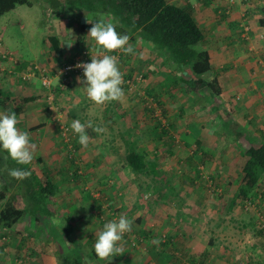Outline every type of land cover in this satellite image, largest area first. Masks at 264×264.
Instances as JSON below:
<instances>
[{
  "label": "rangeland",
  "instance_id": "1",
  "mask_svg": "<svg viewBox=\"0 0 264 264\" xmlns=\"http://www.w3.org/2000/svg\"><path fill=\"white\" fill-rule=\"evenodd\" d=\"M28 2L30 5L16 6L0 16V66L5 67V74L8 70L18 74L16 78L21 82L31 81L30 75L26 78L29 63H35L40 70L45 69V65L39 62L42 54L50 52V36L60 41L68 56L73 53L69 45L75 46L74 33H71L73 28L68 29L69 19L65 14L56 18L43 0ZM89 17L90 21L92 17ZM245 34L253 35L247 31ZM90 42L84 38V47L91 49L93 44ZM138 43L130 44L133 54L115 52L127 56L120 61L119 67L122 65V73H130L129 79L133 78V82H125L128 87L122 86L126 102L131 103L127 110H117L109 102V111L104 115L100 106L93 110L90 117L89 107L85 109L79 105L74 112L75 118H69L59 106L62 102L56 94L54 101L59 103V108L53 104L56 107L53 108L56 110V113L52 112L53 117L50 113L52 103L46 102L50 113L51 149L45 146L48 136L42 131L31 134L30 127L35 126L36 120L41 122L42 118H33L36 112L31 115L29 110L27 116L23 115L25 124L22 126L19 123L17 127L26 129L31 143L36 145L33 162L25 166L41 180L49 176L57 183L58 191L53 202L47 201V210L50 207L51 212H48L56 214L59 206L65 205L69 210L73 206L79 213L71 212L72 223L74 226L78 224V227L67 238L61 232L59 238L55 228L63 227L64 222L40 214L39 221L25 215L12 229L28 234L38 245L42 240L47 245V241L54 238L56 241L57 237L62 254L75 256L74 249L76 255L86 246L94 249L97 234L103 230V225L118 220L123 214L133 221V227L119 242L123 254L118 256L126 258L127 255L131 264L144 258L148 264H190L191 259L194 260L192 264H264V175L258 193L250 203L238 202L231 211L228 210L229 199L241 175L245 159L243 150L249 146L264 145V110L258 103L245 107L248 96L262 92L261 89L255 90L256 86L259 87V79L239 76L242 75L240 68H233V61L225 63L223 58L218 57V63L222 62V67L226 68L225 73L231 74L230 77H217L218 84L233 91L223 106L226 107L221 109L216 98H211L204 87L193 90H186L182 85L174 87V80L178 77L165 71L156 51L143 43L138 46ZM245 43L236 37L230 47L246 48V52L250 53ZM18 61L22 62L19 66ZM260 64L264 67V61ZM211 65L210 79L223 73L214 67L213 60ZM40 80L41 83L48 80L51 86L56 81L51 77ZM160 82L165 84L161 88L158 86ZM6 85V80L0 81L2 90ZM150 90L154 91L155 99L149 96ZM79 92L71 94V97L78 95L80 101L87 103L86 96ZM47 97L50 98V93ZM33 106L27 104L26 107L31 109ZM8 108L12 112V106ZM43 112L47 113V109ZM207 115L209 117L205 118ZM69 120H79L84 124L90 121L93 128L100 127L104 131L97 133L93 128H87L90 142L87 148H83ZM68 121L70 124L65 126L64 122ZM108 135L112 138L109 143L106 139ZM65 141L71 146L68 147ZM132 141L148 162L156 164L147 168L150 174L133 175L124 166L126 145L130 146ZM37 157L41 162L36 161ZM9 161L7 152L0 148V186L5 179L3 176L9 177L5 170L12 168ZM19 189L20 184L16 186V192ZM10 190L8 195L15 192L13 188ZM20 199L17 193L14 204L19 208L22 207ZM146 231L153 232V238L171 237L172 244L163 249L165 254L162 257H157L151 247L153 238L141 236ZM131 256H134L133 260ZM53 257L58 263L57 255ZM104 262L109 264L98 257L92 260V264ZM65 264L75 262L66 260Z\"/></svg>",
  "mask_w": 264,
  "mask_h": 264
},
{
  "label": "trees",
  "instance_id": "2",
  "mask_svg": "<svg viewBox=\"0 0 264 264\" xmlns=\"http://www.w3.org/2000/svg\"><path fill=\"white\" fill-rule=\"evenodd\" d=\"M50 9V13L56 18L65 14L69 19L68 29L73 28V42L75 49L84 50V32L86 22L91 17H102L104 20L111 21L116 24V30L121 34L130 36V44H136L139 40L141 43L149 46L161 58L163 66L168 69L167 73L177 74L178 79L173 83L174 87L182 85L184 88H206L210 92L211 98L216 97L219 87L216 78L210 79V70L212 69L210 56L208 52L201 46L204 41V33L196 23L193 17L192 6L188 3L177 5L168 0H43ZM19 5H30L28 0H0V16L13 10ZM85 14V15H84ZM258 22L264 27V6L258 9ZM101 20V19H100ZM48 50L63 60L62 65L70 64L71 58L63 59L64 51L60 41L53 37H49ZM118 55L122 62L126 59L125 55ZM127 63V61H126ZM130 73H123L124 84L127 80L133 82ZM128 82V81H127ZM163 82L159 83V87H163ZM201 89V90H202ZM149 96L155 99L154 91H149ZM157 99V98H156ZM157 101V100H156ZM23 102H13L10 94L0 92V106L4 111L10 112V105L13 106L14 112L18 113ZM124 157V166L133 175H147L150 171L148 167H152V162L146 160L142 152H138L135 143L130 142V146L126 145ZM244 162L241 167V175L238 186L233 191L231 199H229L228 210L231 211L234 206L239 203L249 202L257 195L261 178L264 175V145L249 146L243 150ZM36 161L41 162L40 157ZM7 164V163H6ZM12 168H23L30 171L25 165H18L13 160L8 162ZM156 165V164H155ZM154 167V166H153ZM1 173V171H0ZM31 175L23 180H16L10 176L5 177L3 184L0 186V227L11 228L23 219L25 215L33 216L35 221L40 220V214L46 217H55L57 220L64 222L63 227L55 228L56 233L61 232L70 236L78 227L73 225V217L71 212L77 211L73 206L62 205L55 210L56 214L47 210V201L53 202L55 193L58 191L57 183L49 176L41 180L34 171H30ZM9 180V181H8ZM20 184L19 192H16V186ZM15 189L12 195H8L10 189ZM19 193L22 207H17L14 200ZM50 204V203H49ZM54 207V204L52 203ZM50 211V212H48ZM77 213H79L77 211ZM79 217V215H78ZM139 221V220H138ZM143 238L150 236L155 237L151 231L142 232ZM61 237V236H60ZM64 238V239H65ZM162 242L159 246L151 244L152 249L156 247L160 250V256L164 253L165 248L172 244L171 237H157ZM65 244V242H64ZM162 252V253H161ZM94 254V253H93ZM165 254V253H164ZM66 255L67 262L73 260L75 264H79L80 255ZM166 256V255H165ZM74 258V259H73ZM77 259V260H75ZM194 263V260H190ZM190 263V264H192Z\"/></svg>",
  "mask_w": 264,
  "mask_h": 264
},
{
  "label": "crops",
  "instance_id": "3",
  "mask_svg": "<svg viewBox=\"0 0 264 264\" xmlns=\"http://www.w3.org/2000/svg\"><path fill=\"white\" fill-rule=\"evenodd\" d=\"M168 1L175 3L177 5L188 3L192 6L193 17L196 23L199 25V27L202 28L201 30L204 33V41L203 44H201V46L208 52L211 63L213 60L214 67L215 68L218 67V69H220V71L223 72L221 74L219 73L217 75H213V77L216 78V82L220 92L215 98L217 100V104H219L221 109L226 107L223 106L225 102L229 100V97L231 96L233 91L221 87L218 84L220 81L217 80V77L220 76L230 77L231 76L230 72L225 73L226 68L222 67L223 66L222 62L228 63V61H233L231 66L236 69L240 68L242 75L239 76H243L245 79L255 76L256 78L259 79L258 81H260V83L258 84L259 87L256 86L255 90L261 89L262 92L258 95L251 94L253 96L251 95H250L251 97L248 96V98L245 99V107L250 108L253 107L255 103H258L259 107H261L264 110V96H263L264 67H262V64H260L264 61V27H261L258 22V16H259L258 9L264 6V1L263 0H168ZM100 19L103 18L102 17L99 18L97 16L96 18L92 17L90 21L97 22ZM85 24H86V28L84 32V38H87V40L90 42L93 39L87 35L89 33L90 28L92 27V24L89 22H86ZM242 24L244 27L243 26L238 27L241 26ZM246 31L247 33L252 32L253 35L248 36L247 34H245ZM236 37L239 38L240 41H244L247 43V50L250 53L246 52V48L240 50L241 48L238 46L237 47L234 46V48L230 47L231 42L234 41ZM256 37H259L260 40H258ZM70 40L72 41V38ZM138 42H139L138 46H140L141 42L139 40ZM224 43L225 45L227 43L228 44L226 46H223ZM91 45H92L91 49L85 47L86 49L84 50L75 49V46L71 45L70 50H72L73 53L70 56H68L66 54L67 50H64L63 54L65 55L63 59H66V57H68V59L71 58L72 60L74 57L85 53L87 56L90 54L89 57H91V56L99 55L100 53L103 52V49H101L98 45L95 44V41H93ZM41 57L42 58L39 64L41 65L42 63V65H45L44 66L45 69L43 68L44 70H42L44 76H50L51 78L56 79V81L53 82L52 86H50L49 88L42 87L40 80L42 76L40 74H38V76L36 75V77L34 78L32 77L31 81L29 82H21L20 80L18 81L16 78L18 77V74L15 75L16 73L14 74V72H10L11 70H8V73L5 74L3 73L6 71L5 67L0 66V71H2L1 73L2 77L0 76V81L6 80L7 83L4 90H2L0 86V92L10 94V99L13 100V102L15 101H17L18 103L23 102L22 105L19 106L20 108L19 112L16 113L18 117V121L22 126L23 124H25V120L23 119L25 115L27 116L28 110L31 115L33 114V111H35L36 113L39 112L37 115L36 113L35 115L33 114V118L37 119V117L39 118L40 116V118H42L41 119L42 121L37 123L36 120V124H34L35 126H33V124L30 125L35 128L29 126L31 129V134L38 133V131H42L45 135L48 136V138H46L48 140V143L45 146L51 149V147L49 146L51 136H49L50 131H49L48 123L50 120L48 118V114L50 116L51 113V116L53 117L52 112L56 113V110L53 111V108H56L57 105L59 104V103L57 104V102L54 101V96L56 94H57L56 95L57 98L60 99V101L62 102L59 106L62 107L64 112L67 113L66 115L68 117L70 116L69 118H75L74 112L76 111L75 109L79 105H81L85 109L89 107L88 111H90L89 114L90 117L92 115L93 110H96L97 107L99 108L100 105H96L94 102L88 99L86 91L84 89L86 84L78 82L77 76L75 75L70 76L66 82H61L60 77L58 80V75L56 72L63 64V60L61 58H58L57 56L54 57L53 53L51 54V52H49V54L46 55L42 54ZM218 57L219 59L223 58L221 63H218V59H217ZM21 63L22 62L18 61V66ZM160 63H162L161 59H160ZM32 65H35V63H29L27 69ZM121 66L122 65H120V69ZM166 70L168 69L165 68V71ZM173 76H177V74H173ZM84 79L85 78L82 77L81 81H83ZM79 90H80L79 94L81 93L83 96H86L85 100H87V103H85L84 101H80L78 99L79 98L78 95L71 97V94H77ZM48 93H50V98L47 97ZM209 96H210V92H209ZM52 97L53 100L51 102ZM126 101L127 98L124 97L122 102L114 101L111 102V104L115 106V109L124 111L130 108L129 105L131 104L130 102H126ZM46 102L50 104L52 103L51 104L52 107H50L51 110L50 113L47 108L48 104ZM38 103H40V105ZM27 104L34 105L33 108H31L32 110L26 107ZM53 104H55L56 107H54ZM67 107L72 108V110L69 111ZM220 107H218V110H220ZM45 108L47 109V113L43 112ZM58 108L59 107H57V109ZM102 109H103L102 115H104L106 111H109V103H106L104 106L102 105ZM0 110L2 112H5L1 106H0ZM11 110L12 112H14L13 106ZM207 117L209 116L208 115L205 116V118ZM28 121L29 119L26 120V122ZM69 121L70 123H72L73 120H69ZM69 121L64 122V125L70 124ZM34 122L35 120H33V123ZM23 129L24 128H22L21 130ZM23 131H26V129ZM106 139L108 143H109V139L112 140V138H110L109 135L106 136ZM68 141H65V143H67L66 145L70 147L71 144H68ZM75 230H77V228ZM58 235L59 234L57 232L56 236ZM57 239L58 238L56 237V241ZM56 241L54 238L53 241H47L48 243L46 245L45 240H42L40 241L41 245H38V244H34L35 241H32V238L28 234L23 235L21 231L17 230V228L12 229L11 227L8 228V230H6V228L0 227V264H60V260H61V264H65L67 256L62 254V248H60V246L57 245ZM81 249L82 250H80L79 253L80 264H87V263L92 264V260L97 257L94 249H91L88 246H86V248H81ZM154 250L157 254V257L159 258L162 257V255L160 256L159 249L156 250L155 247ZM69 252H71V250H69ZM73 252H75V249L73 250ZM53 255H57L58 263L54 262ZM131 257L133 260L134 256ZM129 259L130 258L127 255L126 258L124 257L120 258L117 255V257L114 256L113 259L108 263L131 264V260L129 261ZM45 260L46 262H44ZM104 264L107 263L104 262ZM134 264H148V263L146 261V258H144V259H136Z\"/></svg>",
  "mask_w": 264,
  "mask_h": 264
},
{
  "label": "clouds",
  "instance_id": "4",
  "mask_svg": "<svg viewBox=\"0 0 264 264\" xmlns=\"http://www.w3.org/2000/svg\"><path fill=\"white\" fill-rule=\"evenodd\" d=\"M92 24L87 36L103 49L99 55L91 56L90 63H78L76 68L83 69L84 80L77 77L78 82L86 84L84 87L89 100L96 105H105L109 102H122L125 96L122 85L124 84L123 73L120 70L119 56L110 53L121 52L133 54L134 49L130 45V36L121 34L116 30V24L101 19L97 22L88 21ZM71 47V44L69 45ZM59 80V76H58ZM53 111H55L53 109ZM18 117L15 112H0V148L7 152L18 165H30L34 160L36 145L31 143L30 134L21 131L18 125ZM93 128L89 121L87 124L79 120H73L71 129L78 136V142L83 148H87L90 137L86 129ZM97 133L104 131L103 128H93ZM7 174L16 180L28 178L31 173L23 168L5 169ZM133 221L125 215H120L118 220H113L103 225V230L97 234L94 251L102 261L110 262L114 256L123 254V248L119 242L124 234L132 231ZM162 241L153 238L152 243L159 246Z\"/></svg>",
  "mask_w": 264,
  "mask_h": 264
},
{
  "label": "built area",
  "instance_id": "5",
  "mask_svg": "<svg viewBox=\"0 0 264 264\" xmlns=\"http://www.w3.org/2000/svg\"><path fill=\"white\" fill-rule=\"evenodd\" d=\"M91 62V57L89 55L87 56L86 53L76 56L73 58L72 62L70 64L62 65L58 70H57V75L60 77L61 82H66L68 78L72 75H75L77 77H84L83 76V69L82 68H76L75 65L78 63H90ZM27 77L29 78V75L33 77L35 74H40L44 79H48L50 76H44V73H42V70H40L36 65H32L31 67L28 68L27 71ZM23 79H25L23 77ZM41 85L44 88H49L50 82L47 80H44Z\"/></svg>",
  "mask_w": 264,
  "mask_h": 264
}]
</instances>
